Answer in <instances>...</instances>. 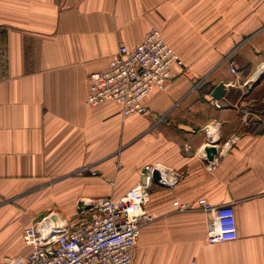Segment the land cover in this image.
<instances>
[{
  "label": "crops",
  "instance_id": "obj_1",
  "mask_svg": "<svg viewBox=\"0 0 264 264\" xmlns=\"http://www.w3.org/2000/svg\"><path fill=\"white\" fill-rule=\"evenodd\" d=\"M261 24L264 0H0V259L29 252L22 230L40 214L71 220L80 201L118 196L145 165L160 164L180 179L150 190L152 220L132 264H264ZM151 28L185 70L175 66L165 88L145 98L144 115L123 117L113 101L89 105L88 74ZM230 60L248 72L231 73ZM246 105L255 125L241 123ZM214 141L209 161L203 147ZM199 196L232 205L233 241L207 243L211 215L171 204Z\"/></svg>",
  "mask_w": 264,
  "mask_h": 264
},
{
  "label": "built area",
  "instance_id": "obj_2",
  "mask_svg": "<svg viewBox=\"0 0 264 264\" xmlns=\"http://www.w3.org/2000/svg\"><path fill=\"white\" fill-rule=\"evenodd\" d=\"M175 66L184 64L161 31L151 28L129 48L120 44L107 67L88 74L86 102L97 106L105 101L119 105L123 117L147 113L145 98L162 90ZM185 70V69H184ZM229 71L236 72L230 60ZM250 106L239 108L243 125H255ZM263 123H260V125ZM158 172L154 180L153 170ZM180 176L157 164L145 165L140 179L118 196L102 195L83 201L78 216L68 220L54 212L34 219L22 230L30 247L25 256H7L0 264H132L134 248L144 224L152 220L146 205L153 185L174 187ZM176 211L199 210L211 215L206 229L207 243L236 238L235 213L231 204L212 205L204 197L171 202Z\"/></svg>",
  "mask_w": 264,
  "mask_h": 264
},
{
  "label": "water",
  "instance_id": "obj_3",
  "mask_svg": "<svg viewBox=\"0 0 264 264\" xmlns=\"http://www.w3.org/2000/svg\"><path fill=\"white\" fill-rule=\"evenodd\" d=\"M225 91V87H224V84L222 82H219L211 91V95L218 99L220 98L223 93ZM219 143V141H214L206 146L203 147V150L205 152V157L207 160L211 161L213 158H214V155L216 154L217 152V148H216V145ZM153 176H154V180H156L158 178V172L156 169L153 170ZM84 206L83 202L80 201L78 203V209L80 207ZM43 214H40L38 216V218H40Z\"/></svg>",
  "mask_w": 264,
  "mask_h": 264
},
{
  "label": "rangeland",
  "instance_id": "obj_4",
  "mask_svg": "<svg viewBox=\"0 0 264 264\" xmlns=\"http://www.w3.org/2000/svg\"><path fill=\"white\" fill-rule=\"evenodd\" d=\"M261 26L262 27H264V25L263 24H261ZM244 38H245V36H244ZM238 50V48L237 47H234V48H231V49H228L227 50V54H226V56H225V59H228L235 51H237ZM235 67H236V70H237V72H238V74L241 76V77H243V75L244 74H246L247 72H248V65H246V64H243L241 61H237L236 60V63L235 64H233ZM120 168L121 167H118V166H115V170L117 171V170H120ZM139 172V176H140V170L138 171ZM132 186V185H131ZM155 186H152V188H151V191L153 192V190H155V188H154ZM150 191V192H151ZM56 213H58V214H61L60 212H58L57 210H54ZM62 215V214H61ZM62 216H65V215H62ZM70 216V215H69ZM68 216V217H69ZM73 216V215H72ZM67 217V216H66ZM74 218V216L72 217V219ZM20 220L19 221H17V222H15L12 226H13V228H11L12 229V231L11 232H14L15 231V228L17 227V226H19L20 225ZM20 242L18 241V240H15V241H13V243H12V247H20Z\"/></svg>",
  "mask_w": 264,
  "mask_h": 264
}]
</instances>
